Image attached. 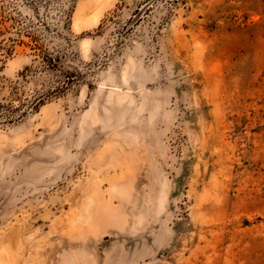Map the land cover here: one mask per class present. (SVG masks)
Wrapping results in <instances>:
<instances>
[{
  "label": "rangeland",
  "instance_id": "rangeland-1",
  "mask_svg": "<svg viewBox=\"0 0 264 264\" xmlns=\"http://www.w3.org/2000/svg\"><path fill=\"white\" fill-rule=\"evenodd\" d=\"M0 256L264 264V0H0Z\"/></svg>",
  "mask_w": 264,
  "mask_h": 264
},
{
  "label": "bare ground",
  "instance_id": "bare-ground-1",
  "mask_svg": "<svg viewBox=\"0 0 264 264\" xmlns=\"http://www.w3.org/2000/svg\"><path fill=\"white\" fill-rule=\"evenodd\" d=\"M100 9V8H99ZM95 20V18L94 19H92L91 21H86V20H81V21H78L79 23H84V24H89V23H91V22H93ZM84 24H81V25H84ZM78 24H76V26H77ZM80 25V24H79ZM75 26V27H76ZM79 27V26H78ZM1 257V256H0ZM5 258V257H4ZM8 263V262H7ZM0 264H6V262L3 260V258L1 257V259H0Z\"/></svg>",
  "mask_w": 264,
  "mask_h": 264
}]
</instances>
